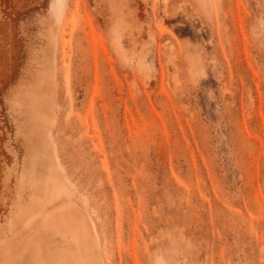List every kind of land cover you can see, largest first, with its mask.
Returning <instances> with one entry per match:
<instances>
[{
    "label": "rangeland",
    "instance_id": "rangeland-1",
    "mask_svg": "<svg viewBox=\"0 0 264 264\" xmlns=\"http://www.w3.org/2000/svg\"><path fill=\"white\" fill-rule=\"evenodd\" d=\"M0 129V264H264V0H0Z\"/></svg>",
    "mask_w": 264,
    "mask_h": 264
},
{
    "label": "bare ground",
    "instance_id": "bare-ground-1",
    "mask_svg": "<svg viewBox=\"0 0 264 264\" xmlns=\"http://www.w3.org/2000/svg\"><path fill=\"white\" fill-rule=\"evenodd\" d=\"M0 132H2L1 129ZM0 135L2 134L0 133ZM2 137L3 136H0V141L3 140ZM4 159L6 160V157ZM44 224L47 229L53 228L54 232L59 234L64 240L67 241L68 239L73 238L77 244H79L82 231L85 229L84 219L79 218L74 212H72L69 206L61 208V212L58 216H51L49 219H45ZM30 247H33L35 250L36 258L34 264H46L47 262L52 261H56V264H93L94 262L92 258L85 256V253L70 259L66 254H61L60 257H56L53 260L52 256L44 254L43 247L38 238H35L33 241L25 245V249H29Z\"/></svg>",
    "mask_w": 264,
    "mask_h": 264
}]
</instances>
